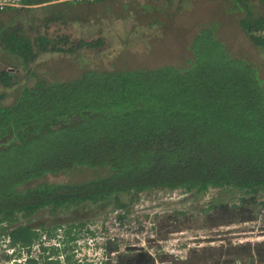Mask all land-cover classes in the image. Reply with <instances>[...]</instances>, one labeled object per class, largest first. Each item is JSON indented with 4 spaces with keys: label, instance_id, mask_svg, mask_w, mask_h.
<instances>
[{
    "label": "trees",
    "instance_id": "trees-1",
    "mask_svg": "<svg viewBox=\"0 0 264 264\" xmlns=\"http://www.w3.org/2000/svg\"><path fill=\"white\" fill-rule=\"evenodd\" d=\"M48 1L25 0L18 9L52 8L42 24L100 32L104 21L138 23L109 24L117 43L106 46L102 37H31L33 26L10 29L12 20H0L7 62L26 71L21 82L14 69L0 72V233L10 246L30 249L41 233L64 228V251L71 250L88 220L67 228L20 223L45 208H129L157 190L199 198L225 189L241 192L242 204L263 195L264 0H203L202 10L199 0ZM183 10L195 24L177 18L185 29L171 46L165 24ZM139 41L143 57L131 50ZM48 56L62 57L58 67L55 60L47 75L38 73L33 64ZM215 207L208 204L207 218ZM199 255L180 264H200ZM50 256L43 264H60Z\"/></svg>",
    "mask_w": 264,
    "mask_h": 264
},
{
    "label": "rangeland",
    "instance_id": "rangeland-1",
    "mask_svg": "<svg viewBox=\"0 0 264 264\" xmlns=\"http://www.w3.org/2000/svg\"><path fill=\"white\" fill-rule=\"evenodd\" d=\"M147 1L148 0H141V4L146 3ZM199 1H201V3L200 7L197 6V9L202 10V6L206 5V3L203 2V0ZM51 9L52 8H48V10L44 12H30L29 14L22 16L20 19L21 21L16 20L8 24V27L12 29L18 28L19 26H33L32 30L26 31L27 34L31 35V37L38 36L44 33H48V36L50 37L61 34H67L72 35L75 39L88 38L93 40L98 37H102L104 39V43L107 46L111 45L112 43H117V40L113 37L114 29H111V27H109V29V24H113V26L120 25L121 28H124L125 26L123 24H127L129 26L130 24L133 25L135 23H138L137 21H122L120 19L119 21H104V24L101 25V32L98 26L93 25H90V27L87 26L83 28L79 27L78 24L75 23H69L68 25H62L58 22L42 24V19L46 16H50ZM195 16L196 15L191 11L183 10L176 14V18L174 17L175 19L173 18L172 20L167 21L165 27L168 30V36L170 37L169 44L171 46L176 45L173 42L178 39V36L182 34V30L185 29L182 25L177 24L178 19L185 21L186 26L192 27L195 24ZM211 16H213V20H215V18L218 17V14L214 13ZM0 20L2 19L0 18ZM183 25L185 26V24ZM4 28L5 27L0 22V34L4 30ZM90 33L93 34L89 36ZM144 49V42L139 41L134 44V47L131 50L134 53H141L140 56L143 57L145 54ZM90 54L93 53L89 52L88 55ZM84 57L88 58V56ZM59 58L62 57L48 56L45 57L43 60L40 59L36 61L33 66L37 68L35 70L38 73H45V75H47L48 72H46V70L51 69L50 67L53 65L52 62H54L55 60V64L58 67ZM7 61L8 54L1 47L0 43V72L9 68L14 69V71L18 74L19 80L21 82L24 76L26 75V71H24L23 67H19L17 62L9 63ZM37 63L38 65H35ZM42 63L45 65H43ZM55 67H52V69H57ZM0 87H3V84L1 82ZM157 191L159 193L161 190ZM241 196V192L230 193V191L225 189H215V192L213 193L212 197L208 199V201H204V204L197 205V208L194 207L192 211H189L187 214H184L179 217V220H177V222H168L167 225H164L163 227L165 219H158L159 232L162 233V235L174 232L175 230L186 231L188 233L195 234L197 233L200 236L199 242L201 243L199 250L200 264H264V261L262 260V256L260 254V251L264 248V223H258L257 221L259 220V214L262 206L261 203H263L264 192L263 195H260L255 198L247 197L246 202L244 204L241 203L239 206H237L238 200H235V198H240ZM201 199L203 200L204 197H201ZM209 203H215L217 208L216 211L212 214V217H208V219L206 217L207 214H205V210L208 209ZM221 205H227V208L222 207ZM112 207V204H109L107 206L103 205L100 207L93 206L92 208L86 207L84 209H70L67 213L62 212L57 214H53V211L50 208H45L37 212L31 222L27 223L25 219H21L20 223L22 222L24 224H29L35 227L36 229H44L48 228L49 226L67 228L70 226L71 223L78 225L80 220H88L87 223L90 224L91 222L98 221L112 213L114 211ZM241 207L244 208L239 209ZM232 209L237 210L235 212ZM190 215L192 216L189 217ZM261 222H264V220ZM55 233H59L58 228H56L55 231L51 233V235H54ZM41 234V238H43L44 234L50 237V235L45 232ZM4 235L6 234L0 233V264H7V259L10 260L12 257L15 258L18 255L17 252H14V254L10 255L11 257L9 256V254H7V249H11L12 247L8 244L9 237ZM246 239L250 240L244 241ZM37 242L38 241H36L34 244H36Z\"/></svg>",
    "mask_w": 264,
    "mask_h": 264
},
{
    "label": "built area",
    "instance_id": "built-area-1",
    "mask_svg": "<svg viewBox=\"0 0 264 264\" xmlns=\"http://www.w3.org/2000/svg\"><path fill=\"white\" fill-rule=\"evenodd\" d=\"M65 1L71 0H49L47 4ZM26 6L25 0H0V9ZM214 192L215 189L210 188L199 198L183 189L141 193L129 208H118L106 217L87 224L71 243V250L64 251L65 229L60 228L59 233L51 237L44 234L30 249L22 248L21 252H17L11 246V249H7V254L10 256L17 252L18 255L12 257L11 261L7 259V264H28L31 258L43 264L44 255H51L48 259L59 261L60 264H69V254L73 257L71 264H180L187 261L192 252L200 250V236L176 230L162 235L158 219L175 217L169 221L175 223L182 214H187L194 207L197 208V205L208 201ZM241 202L238 201L237 206ZM260 210L257 221L264 223L261 222L264 220V205ZM247 240L250 239L244 241ZM50 248L59 252L51 254Z\"/></svg>",
    "mask_w": 264,
    "mask_h": 264
},
{
    "label": "crops",
    "instance_id": "crops-1",
    "mask_svg": "<svg viewBox=\"0 0 264 264\" xmlns=\"http://www.w3.org/2000/svg\"><path fill=\"white\" fill-rule=\"evenodd\" d=\"M32 12L34 13V10H32ZM25 13L26 11L20 10L18 8H9L4 12H0V18L2 19L1 21L3 22H9L11 20L14 22L16 18L18 19L19 17H21V15L24 16Z\"/></svg>",
    "mask_w": 264,
    "mask_h": 264
},
{
    "label": "flooded vegetation",
    "instance_id": "flooded-vegetation-1",
    "mask_svg": "<svg viewBox=\"0 0 264 264\" xmlns=\"http://www.w3.org/2000/svg\"><path fill=\"white\" fill-rule=\"evenodd\" d=\"M215 206H216V205H215ZM221 206L227 208V205H221ZM232 210H234V211L236 212L237 209H232ZM215 211H216V207H215V209L213 210V213H214ZM260 254H261V256H262V260L264 261V248H263V250L260 251Z\"/></svg>",
    "mask_w": 264,
    "mask_h": 264
}]
</instances>
